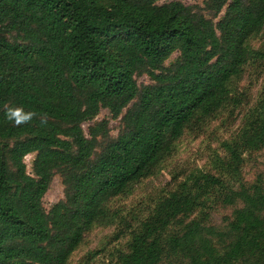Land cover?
Wrapping results in <instances>:
<instances>
[{
  "label": "trees",
  "instance_id": "obj_1",
  "mask_svg": "<svg viewBox=\"0 0 264 264\" xmlns=\"http://www.w3.org/2000/svg\"><path fill=\"white\" fill-rule=\"evenodd\" d=\"M161 1L0 0V264H69L96 226L125 240L106 264H264V174H243L264 150V98L215 172L193 170L140 216L112 207L264 64V0ZM102 109L126 110L117 136L94 122ZM56 175L64 198L47 210Z\"/></svg>",
  "mask_w": 264,
  "mask_h": 264
},
{
  "label": "rangeland",
  "instance_id": "obj_2",
  "mask_svg": "<svg viewBox=\"0 0 264 264\" xmlns=\"http://www.w3.org/2000/svg\"><path fill=\"white\" fill-rule=\"evenodd\" d=\"M172 0H162L169 2ZM186 4L203 5L205 0H181ZM264 45V31L256 38L252 45L258 49ZM178 55H173L167 65L173 64ZM140 85L152 83L147 76H139ZM236 92L233 101L228 103L216 116L199 130L198 133H186L177 143L174 153L169 156L157 169L154 175L137 184L131 194L120 197L112 203L115 210H119L121 216L141 215L146 213L155 201L174 190L186 176L193 170L216 171L215 158L223 157L225 151L222 143L232 139L239 132L244 123L245 116L251 109L259 106V101L264 98V64H252L245 68L242 77L236 83ZM238 100V101H236ZM126 110L118 118L102 109L94 122L106 120L109 122L111 134L117 136L123 128L122 117ZM93 122L83 125L88 133L89 126ZM36 155L26 156L25 162L28 173L33 174V163ZM245 162L243 174L245 179L255 178L259 173L264 174V150L260 152L244 154ZM64 198V186L62 179L56 175L51 187L44 197V206L50 210L55 204ZM225 211L218 208L213 212L214 221H219ZM119 229V228H118ZM116 226H96L89 231L81 247L71 257L69 264H106L110 257V249L125 242L115 240ZM98 251V254L90 258V253Z\"/></svg>",
  "mask_w": 264,
  "mask_h": 264
}]
</instances>
